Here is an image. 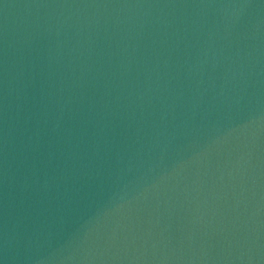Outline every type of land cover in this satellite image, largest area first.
I'll return each instance as SVG.
<instances>
[{
  "label": "water",
  "instance_id": "water-1",
  "mask_svg": "<svg viewBox=\"0 0 264 264\" xmlns=\"http://www.w3.org/2000/svg\"><path fill=\"white\" fill-rule=\"evenodd\" d=\"M0 264H264V0H0Z\"/></svg>",
  "mask_w": 264,
  "mask_h": 264
}]
</instances>
